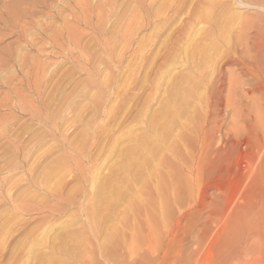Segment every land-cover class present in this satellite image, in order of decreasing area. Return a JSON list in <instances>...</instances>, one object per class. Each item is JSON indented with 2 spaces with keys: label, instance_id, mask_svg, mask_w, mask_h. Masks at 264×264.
<instances>
[{
  "label": "rangeland",
  "instance_id": "rangeland-1",
  "mask_svg": "<svg viewBox=\"0 0 264 264\" xmlns=\"http://www.w3.org/2000/svg\"><path fill=\"white\" fill-rule=\"evenodd\" d=\"M75 1L77 5L63 13L55 25L63 35L54 38L50 33L52 38L48 36L39 47L24 51L23 74L18 61L14 62L15 71L0 78L1 264H9L13 258L14 262L28 264L23 260L30 255L31 245L42 242L41 237L45 236L44 242L55 241L63 232L83 229L86 216L80 214L81 210L87 206L88 196L95 193L97 178L110 177L116 169L117 151L127 145L126 133L138 135L143 131L151 113L156 114L168 97L165 88L169 76L176 79L189 67L180 46L185 41L177 40L197 0L184 1L181 13L160 11L151 26L145 23L152 0H140L144 6L137 22L131 15L135 13V0ZM218 1L238 14L239 20L232 22L229 39L219 38V46L209 53L208 62L197 73L201 88L190 97L179 117L180 125L166 140L168 150L180 162L184 164L186 159L188 165L189 161L194 164L189 195L176 191V199L169 197L167 202L171 218L181 212L186 215L179 242L163 249L157 239L151 243L154 252L150 253L140 240L139 246L131 248L133 264L142 258H152L153 264H183V260L187 264V256L196 260L195 264H264V155L254 152L264 141V0ZM161 3L154 0L152 10L155 12ZM135 23L136 30L132 27ZM68 27L76 39L74 45L65 39ZM207 28L203 22L194 26L196 43ZM114 34L119 39L112 40ZM112 57H122L119 70ZM26 71L28 79L24 77ZM101 72H107L104 83L110 79L112 90L101 86L105 80ZM20 81L30 83L24 88L19 86ZM37 81L41 85L38 94L33 88ZM5 102L9 106H3ZM34 109L47 116L46 123L31 120L29 113ZM114 136L118 141L112 152ZM168 157L161 165L177 172L170 171L177 179L181 171L172 156ZM48 192L54 195L50 197ZM61 192L72 204L62 215L49 216L48 208L55 205ZM146 194L152 198L150 191ZM118 226L116 237L105 244L104 253L91 244L90 264H128L120 256L127 253L126 243L137 226L135 222ZM201 228L210 231V236H218L216 246L211 248L204 240L195 244ZM137 237L140 239V235ZM5 240L8 242L3 245ZM243 240L251 248L248 255L240 251ZM16 258H22V263Z\"/></svg>",
  "mask_w": 264,
  "mask_h": 264
},
{
  "label": "bare ground",
  "instance_id": "bare-ground-1",
  "mask_svg": "<svg viewBox=\"0 0 264 264\" xmlns=\"http://www.w3.org/2000/svg\"><path fill=\"white\" fill-rule=\"evenodd\" d=\"M153 1L154 0H152V2ZM184 1L186 0H162V3L159 5L158 9L155 12L154 10H152V8L154 7V5L152 7V2L151 1H150L151 3L148 2L149 4L148 6H150L149 8L147 7L149 9L148 11L149 20L145 19L147 20L145 23V26H151L153 21L158 20L156 15H158V13L162 10L163 12L165 11L167 13L170 12L171 9H173V12H180L181 9L184 7V3H185ZM75 5H77V1L75 0H0V78L5 76V75L2 76V74L10 72L12 71V69H14L15 71V68L13 67L16 62L17 64L20 62L19 70L22 73V71L25 68V63H26L25 61L26 55L24 51H27L32 47H36V48L37 46L39 47V45L44 43L42 41H44V39L47 38L48 36L50 38L52 37L56 38V36H62L63 34L60 33V29L56 27L55 25L57 22L61 21L62 14L69 11L72 7L74 8ZM142 5H143L142 1L135 0L134 7H133L135 13L131 14V15H134L135 19L132 18L133 17L132 16L131 20L133 19L136 20L138 18ZM150 13H152L153 15L151 16ZM126 18H129V17H126ZM235 20H239V15L233 14V12H231V10L229 9L228 5H226L225 3H221L218 0H197L192 11L190 12V16L188 20L186 21L187 22L186 25L182 29L179 39L177 40V42H182L183 40L185 41V45L183 44L184 47L182 45L180 46L186 52V56L188 57V61H189V67L185 73L179 75V77L176 76L177 77L176 79H173L171 76H169V79H168L169 86L168 88H165L167 89L168 97L163 103H161L162 105L160 107V110L156 114L151 113V115L149 116L147 120V125L145 126L143 131L138 135H134L132 133L130 134L129 132L126 133L125 136L127 137V145L125 146L124 149L117 151V158L119 159V163L117 164L116 169L113 170L112 174H110L111 175L110 177L97 178L98 181L95 184V193L91 196H88L87 206L83 208L82 210L80 209L82 211L80 214L81 215L83 214L86 216V222L84 224L83 229L78 233L63 232L58 237L56 236V239L53 238L57 242L50 241V240L47 242H44L45 236L44 238L41 237L43 238V240H41L40 238L39 241H42V242L38 241L39 243L38 244L35 243V245L30 244L31 247L27 245V248L29 249L30 247L31 251H30V255L26 259L24 258L23 262L26 261V263L28 264H90L91 256L93 254V251L90 248L91 244L95 243L96 244L95 248H97V251L100 253L103 252L105 244L111 241L114 238V236L116 237L118 233L117 230L119 227L118 224L128 225L132 222L133 223L135 222V226H137V228L135 229L134 234L132 233L129 235L130 236L129 241L126 243L127 253H125L124 255L121 254L120 256L123 260L125 261L127 260L128 264H133V261L131 262V258H132L131 248L132 247L135 248V246H139L140 240H143L144 242L143 245L146 246L145 248H147L148 251H150V253L154 252V248L152 249L150 247L151 243L157 239L158 240L160 239L161 243L160 242L159 243L161 244L163 249L168 248L171 244L177 243L180 226L182 222L185 221L186 215H184V212H181L178 217L171 218L170 212H169L170 206H169V203L167 202H168L169 197H171L172 200L173 198L176 199L177 197V196L175 197L176 191H179L182 195H187V196L189 195L190 189H189L188 182H191L194 179L195 175L192 172V170L194 171V164L193 162L189 161V165H188L186 159H184L185 160L184 164L180 162L179 158H177L176 155L172 154L168 150L166 146V140L168 139L170 134H172L173 128H175V126H177L178 124L180 125V123H178L179 117L181 115L183 108L185 107L188 100L190 99V97L196 92H198L201 88L202 80L200 81L198 79L197 73H200V69L204 67L205 64L208 62V59L210 58L209 53L211 52V50H214L216 47L219 46V43H220L219 38L223 41H226L227 39H229L230 37L229 28L232 22ZM62 21L64 22V20ZM200 22L208 24V28L205 31L204 36L199 39L198 43H196L192 37V33L194 30V26L196 27V25ZM137 24L138 23H135L132 25V27L135 30H136ZM67 31H68V36L65 39L67 40L69 44L74 45L73 43L76 39L70 33L69 27L67 28ZM241 32H242V29H241ZM50 33H53L52 37L50 36ZM115 34L114 36L111 35L114 37V38L112 37V40L113 39L115 40V37H116ZM116 38L119 39L118 36ZM121 40L123 39L121 38ZM118 41L116 40L117 43ZM115 46H114V49H116ZM189 46L193 47V49L190 50L188 48ZM39 54H40V50H39ZM114 62H116L118 70H119L121 68L122 57H118L116 60L114 59ZM111 70L109 72H111ZM27 71L24 74L25 78L28 76ZM115 71H113L114 74H115ZM95 72L97 71H95V69H92L93 75L97 76ZM103 73L104 72H101V77ZM106 74L105 75L103 74L104 75L103 79L105 78ZM118 78H121L120 74L118 75ZM106 79L107 78H105L103 83H101V86L105 87V89L107 88L108 90H112L113 84H109L111 83L109 81L110 79L107 80L106 83H104ZM28 83L30 82H26L25 84H22L21 82L19 86L22 87L23 85L24 88H26L28 86ZM33 83L34 85L33 84L31 85L34 86L33 87L35 88L34 91H36V93L38 94L39 89L41 88V85H39V81L33 82ZM107 83L109 85H106ZM122 86H124V83ZM13 88H16V87L14 86ZM13 91L16 92V90H13ZM110 94H112V92ZM98 100H99V97L95 99L94 102L96 103L98 102ZM95 103L93 104L92 107H94ZM7 105L8 103L5 102L3 106H7ZM29 115L32 121L36 120L37 123H46L47 116L45 117V116L40 115L39 112H37L35 109L31 111ZM122 135L123 134H121L120 137ZM188 140L191 141V139L189 138ZM117 141H118V138L114 136L112 140V146H111L112 152L116 151L114 146L117 143ZM254 152L255 154L262 152V154L264 155V141L259 142L258 149ZM108 154H110V152ZM196 155L198 156V153ZM168 156H172L175 164H177V167L181 171L180 172L181 174L179 173L180 176H177V179H174V177L171 176L170 171L172 170H170L168 165H165V164L161 165L163 163V160H165L166 158H169ZM250 156H251V153H250ZM147 191H150L152 193V198L149 199L146 197ZM48 194L50 193L48 192ZM181 194H180V197L182 196ZM50 195H51L50 197H52L54 194H50ZM71 204L72 203L66 197V195H63V193L61 192L57 194V202L55 203V205L50 206L48 208L47 213L49 216H55L58 214L62 215V213L66 211ZM19 211L20 210H18V212ZM27 221H31V220H27ZM109 223H111V225ZM27 224L31 225L30 223H27ZM124 227H127V226H124ZM199 231H200V234L195 238L197 242L195 244H200L204 240L208 242L207 244H209L208 246L211 248L217 245V241L219 240L217 235L210 236V231L208 232L203 228L199 229ZM2 232L0 233L2 234ZM137 235H140V239L137 237ZM231 238H228L227 241ZM7 242L8 240L3 241V245L7 244ZM25 242L27 243V241ZM231 243H233V239L231 240ZM242 243L243 245L242 246L240 245L242 250L240 251L241 253L248 255L251 248L246 247L247 246L246 241L244 242L243 240ZM196 248L201 249L200 247H196ZM2 250L5 251L4 247ZM187 257H188L187 264H195L194 262H196V260L194 261L192 257H189V256ZM22 258H19V260H17L16 258V260L20 261ZM14 260L15 258H13L9 264L19 263V262H14ZM7 263L8 262H6V264ZM148 263L153 264L154 260L152 258L150 260H146L142 258L141 262H138L136 264H148ZM182 263L184 264V260L182 261ZM237 264H243V263L239 262Z\"/></svg>",
  "mask_w": 264,
  "mask_h": 264
}]
</instances>
